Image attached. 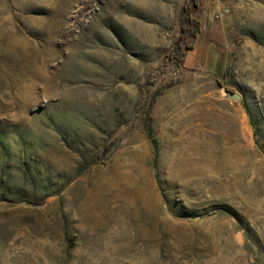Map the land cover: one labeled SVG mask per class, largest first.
Instances as JSON below:
<instances>
[{"label": "rangeland", "instance_id": "374dc122", "mask_svg": "<svg viewBox=\"0 0 264 264\" xmlns=\"http://www.w3.org/2000/svg\"><path fill=\"white\" fill-rule=\"evenodd\" d=\"M185 1L0 0V264H264V0Z\"/></svg>", "mask_w": 264, "mask_h": 264}, {"label": "trees", "instance_id": "16d2710c", "mask_svg": "<svg viewBox=\"0 0 264 264\" xmlns=\"http://www.w3.org/2000/svg\"><path fill=\"white\" fill-rule=\"evenodd\" d=\"M198 0H186L182 7L183 22L180 25V34L175 47L170 52L171 59L176 64H182L185 60L187 53L193 50L195 42L202 32V23L200 20L190 17L189 12L192 7H197ZM254 133H256V127L252 123ZM149 138L152 142L154 151L157 150V142L152 135L149 133Z\"/></svg>", "mask_w": 264, "mask_h": 264}, {"label": "bare ground", "instance_id": "6f19581e", "mask_svg": "<svg viewBox=\"0 0 264 264\" xmlns=\"http://www.w3.org/2000/svg\"><path fill=\"white\" fill-rule=\"evenodd\" d=\"M164 12V11H163ZM138 37L141 39V40H143L144 38V36L142 35V32H140V33H138ZM78 56V55H77ZM217 152V151H216ZM220 152H221V150H220ZM243 152V151H242ZM233 152H231L230 154H232ZM234 154V153H233ZM240 157V156H239ZM215 158V157H214ZM242 158V157H241ZM245 158V157H244ZM216 159V158H215ZM220 159V158H219ZM227 159V158H226ZM228 160V159H227ZM226 160V161H227ZM258 160V159H257ZM202 161V160H201ZM247 161V160H246ZM252 161V160H251ZM255 161V160H254ZM198 162V161H197ZM221 162V161H220ZM201 163V162H200ZM213 163H215V162H213ZM221 165H219V163L216 165V167H215V170L217 171V172H219V171H223V170H228V168H230V169H232V165L230 164H228V163H225V165H224V162H221L220 163ZM199 167L197 168V169H195V170H190V171H188V174H192V175H195V176H198V174L200 175L201 173H203L204 172V168L202 169V168H200V165H198ZM203 166V165H202ZM236 166L238 167L239 165H237L236 164ZM196 167V166H195ZM208 167V166H207ZM211 167V166H210ZM241 167V166H240ZM240 167H239V169H240ZM248 167H250V166H248ZM219 168V169H218ZM190 169V168H189ZM193 169V168H192ZM218 169V170H217ZM229 169V170H230ZM254 169V168H253ZM226 170V171H227ZM210 173V172H209ZM205 174V173H204ZM216 174V173H215ZM203 175V174H202ZM235 175V174H234ZM254 175V174H253ZM248 176V175H247ZM234 178V177H233ZM238 180V179H237ZM233 183V182H232ZM238 184V183H237ZM244 185V184H243ZM234 186V185H233ZM140 187V186H139ZM137 191L139 190V189H137V187L135 188ZM140 189H141V187H140ZM136 191V192H137ZM142 191V190H141ZM135 192V191H134ZM139 192H140V190H139ZM245 192V191H244ZM137 194H138V192H137ZM141 194V193H140ZM140 194H139V196H140ZM133 198V197H132ZM151 199V198H150ZM134 200H132V202H133ZM141 202H143V201H141ZM134 204V203H133ZM137 205V204H136ZM140 205V204H139ZM142 206V205H141ZM154 206H156V204L155 205H153L152 204V202H148V200L147 199H144V203H143V208H145V209H147L148 208V211H146V213L143 215V217L144 218H147L149 215H152V213H154L155 211H153L154 209H152ZM150 207V208H149ZM156 207H158V206H156ZM156 207H155V209H156ZM137 208H135V211L137 212Z\"/></svg>", "mask_w": 264, "mask_h": 264}, {"label": "crops", "instance_id": "0c3cea01", "mask_svg": "<svg viewBox=\"0 0 264 264\" xmlns=\"http://www.w3.org/2000/svg\"><path fill=\"white\" fill-rule=\"evenodd\" d=\"M188 54V53H187Z\"/></svg>", "mask_w": 264, "mask_h": 264}]
</instances>
